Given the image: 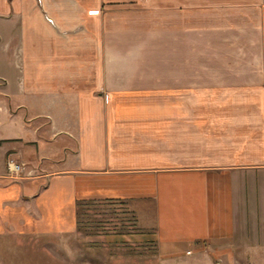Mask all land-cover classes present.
<instances>
[{"label": "crops", "instance_id": "0c3cea01", "mask_svg": "<svg viewBox=\"0 0 264 264\" xmlns=\"http://www.w3.org/2000/svg\"><path fill=\"white\" fill-rule=\"evenodd\" d=\"M262 172L264 0H0V234L122 200L182 253L235 234Z\"/></svg>", "mask_w": 264, "mask_h": 264}, {"label": "rangeland", "instance_id": "374dc122", "mask_svg": "<svg viewBox=\"0 0 264 264\" xmlns=\"http://www.w3.org/2000/svg\"><path fill=\"white\" fill-rule=\"evenodd\" d=\"M10 158L19 162L9 155L7 165ZM19 163L20 175L36 173L25 168L26 162ZM244 177L237 191L236 231L230 238L166 254L151 233H142L132 203L91 200L82 208L76 232L0 234V264H264V172Z\"/></svg>", "mask_w": 264, "mask_h": 264}, {"label": "built area", "instance_id": "2783aa9c", "mask_svg": "<svg viewBox=\"0 0 264 264\" xmlns=\"http://www.w3.org/2000/svg\"><path fill=\"white\" fill-rule=\"evenodd\" d=\"M8 166H9V169L10 171L13 173V174H20L19 171L21 170L22 166L21 164H19L18 162H16L14 159H9L8 160Z\"/></svg>", "mask_w": 264, "mask_h": 264}, {"label": "trees", "instance_id": "16d2710c", "mask_svg": "<svg viewBox=\"0 0 264 264\" xmlns=\"http://www.w3.org/2000/svg\"><path fill=\"white\" fill-rule=\"evenodd\" d=\"M90 201L91 200H78L77 202L78 221H79V217L81 216L83 206Z\"/></svg>", "mask_w": 264, "mask_h": 264}]
</instances>
